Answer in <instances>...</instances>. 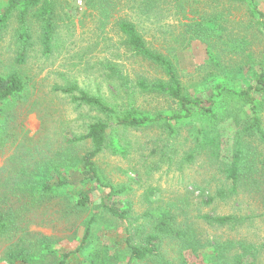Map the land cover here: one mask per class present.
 Instances as JSON below:
<instances>
[{"label":"rangeland","instance_id":"1","mask_svg":"<svg viewBox=\"0 0 264 264\" xmlns=\"http://www.w3.org/2000/svg\"><path fill=\"white\" fill-rule=\"evenodd\" d=\"M9 1L0 0V15ZM126 1L117 0L109 19L102 9L88 8L84 0H57V15L71 20L58 22L53 44H59V49L53 48L49 55L43 54L42 23L34 17L28 19L31 35L28 41L22 35L18 13L0 28V74L6 76L16 70L31 79L23 100L0 104V224L4 226L0 231V264H54L59 254L71 252L77 241L83 239L84 221L100 207L103 194L96 193L90 209L77 211L76 186L66 189L64 195L52 194L47 199L34 200L28 198V188L22 187L27 179V166L20 157L33 151L37 158H52L71 147L68 141L73 135H84L97 118L104 119L87 107L79 108L68 95L55 91L57 85L77 81L84 89L102 93L119 108L129 103L153 113L169 108L167 100L141 93L134 84L127 89L129 96L125 90L120 94L112 91L110 65H116L132 81L137 76L161 77L160 72L122 48L115 26L118 20L136 24L152 49L174 60L189 95L197 92L208 98L207 86L214 78L231 87H242L245 84L235 79L237 72L240 70L250 79L255 70L247 61L264 63V33L249 4L180 0L183 8H179L173 0H159L160 7L154 14H148L146 10L128 6ZM256 2L264 12V0ZM215 13L222 16L223 40L214 39L209 51L220 61L221 68L211 63L207 45L191 42L187 33L188 25ZM24 44L26 62L19 64L17 57ZM262 121L264 127V110ZM198 122L182 123L178 134L173 136L161 126L119 131L118 138L126 148V155L115 156L105 151L96 163L105 182L129 189L124 198L133 202L134 218L126 224L107 215L98 216V229L105 232L102 241L88 245L85 254L71 258V264L96 260L98 244L108 248L114 257L99 254L104 258L95 264L105 261L127 264L130 256L127 238L140 243L152 227L153 218L149 220L144 215L163 210L174 212L177 226L194 235V244L188 249L190 246L182 240L169 238L157 257L140 264H234L236 255H243L247 262L264 264L261 190L240 189L238 195L229 193L227 197L226 192L232 186L216 163L204 154L189 163L186 153L193 149V129ZM252 145L259 146L264 156V144L255 139ZM76 147L82 155L91 145L86 142ZM150 191L153 194L147 199ZM204 215H234L245 218V222L233 228L220 227L208 224L202 219ZM10 253L15 254L14 258H9ZM24 253L27 263L16 257Z\"/></svg>","mask_w":264,"mask_h":264},{"label":"trees","instance_id":"2","mask_svg":"<svg viewBox=\"0 0 264 264\" xmlns=\"http://www.w3.org/2000/svg\"><path fill=\"white\" fill-rule=\"evenodd\" d=\"M56 1L10 0L4 13L0 15V28L6 26L13 15L18 13L22 25V35L28 41L31 36L28 19L30 16L34 17L42 23L43 54L49 55L53 48L54 50L59 49V44H53L58 22L71 20L68 16H65L67 17L65 19V17L57 15ZM84 1L88 8L102 9L109 19L118 5L117 0ZM229 1L251 5L252 15L258 19L257 23L261 25V31L264 33V12L256 0ZM173 2L179 8H183L180 0H173ZM126 3L133 8L146 10L149 12L148 14H154L155 10L160 7L159 0H127ZM221 18L220 14L215 13L208 18L201 17L187 27V33L190 35L189 40L206 44L211 63L220 68V61H216L209 49L214 45V39L223 40L224 29L220 30ZM115 26L121 38L122 48L139 58L148 67L160 72L161 77L148 79L137 76L132 81L129 76L118 71L116 65H110L109 68L113 73L111 77L113 82L110 85L112 91L120 94L125 90L127 94L129 92L127 89L132 87L130 84H134L133 87L141 93L153 94L167 100L169 108L155 111V113L135 107L133 103H129L127 107L119 108L118 105L109 103L102 93H93L87 88L84 89L77 81L62 86L57 85L54 88L55 91L71 97L79 108L87 107L104 118H97L91 123L84 135H73L68 141L71 147L52 158H37L38 155L33 151L20 157L27 166V179L23 180L22 187L28 188L26 193L30 199L36 197L47 199L52 194L64 195L66 189L76 186L78 193L74 203L76 210L81 212L90 209L94 204L96 193L103 194L99 210L84 221L83 239L77 241L71 252L59 254L54 264H71V258L81 257V254H85L88 245L94 244L98 240L102 241L105 232L98 229L100 226L98 216L107 215L117 222L126 224L134 218V204L131 199L124 198L129 189L122 185L105 182L100 176L96 163V159L105 151H111L115 156L126 155V148L121 145L118 138L120 130H142L161 126L162 129L167 130L170 136H173L178 134V128L182 123L198 120L197 128L193 129L195 137L193 149L186 153L189 163L194 162L197 156H203V154L208 156L213 163H216L225 180L231 183L232 187L226 192L227 197H229V193L238 195L240 189L246 191L258 189L261 190L264 206V156L259 146L252 145L255 139L264 144L263 61L261 63L247 61V64L251 63L255 67L253 77L251 76L250 79H246L240 70H236L238 72L235 79L238 78L239 82L245 84L242 87H231L214 78L207 86L208 98H203L197 92L189 95L185 92V86L174 60L168 54L152 49L138 31L136 24L122 19L118 20ZM26 46V44L23 45L22 53L17 57L19 64L26 62L27 53L24 52ZM251 57L249 55L250 59ZM30 83L29 77L16 70L6 76L0 74V104L6 102L7 105L16 100H23ZM86 142L91 145V148L81 155L76 146ZM23 192L25 193L24 190ZM152 194V191L148 192L146 198L149 199ZM220 195L224 196L225 194L220 193ZM144 216L149 220L153 218L150 221L152 227L140 243H135L132 237L127 238L126 244L130 254L127 264L145 263L151 258L157 257L163 244L169 238L182 240L185 245L190 246L188 249L194 244V235L188 234L187 231L177 226V217L171 210H163L158 213L149 211ZM202 219L210 225L231 228L245 222V218L234 215H204ZM3 229V224H0V231ZM99 254L104 257H114L108 248H102L98 244L94 253V257H97L96 260L79 264H95L97 260L102 262L101 259L104 257H100ZM253 255L257 256L258 253ZM14 256L15 254L10 253L9 258H14ZM18 256L20 260L28 262L25 253L24 255L16 254L17 258ZM104 264H109V262L105 261ZM234 264L255 263L245 261L243 255H236Z\"/></svg>","mask_w":264,"mask_h":264}]
</instances>
